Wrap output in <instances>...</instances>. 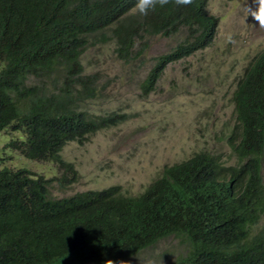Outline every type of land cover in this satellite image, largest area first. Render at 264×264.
I'll list each match as a JSON object with an SVG mask.
<instances>
[{"label": "trees", "instance_id": "1", "mask_svg": "<svg viewBox=\"0 0 264 264\" xmlns=\"http://www.w3.org/2000/svg\"><path fill=\"white\" fill-rule=\"evenodd\" d=\"M136 2L0 0V131L14 124L24 134L4 147L34 165L52 162L63 171L58 176L0 166V264L115 263L172 235L185 247L170 264H264V225L254 230L264 217V50L232 93L237 133L228 143L234 164L200 150L165 166L136 195L112 185L50 197L54 181L77 178L61 153L66 143H84L127 117L80 106L104 93L95 89L98 76L85 74L80 63L88 46L115 42L126 59L134 46L142 56L151 37L184 33L143 79L147 94L168 64L206 49L217 34L219 20L208 13L207 0L170 3L147 16L133 11ZM55 72L63 78L55 89L34 79Z\"/></svg>", "mask_w": 264, "mask_h": 264}, {"label": "rangeland", "instance_id": "2", "mask_svg": "<svg viewBox=\"0 0 264 264\" xmlns=\"http://www.w3.org/2000/svg\"><path fill=\"white\" fill-rule=\"evenodd\" d=\"M255 9L253 0H207V11L218 17L219 27L212 44L182 61L170 64L156 86L143 94L140 81L153 67L154 59L170 52L185 36L147 39L142 56L138 47L126 59L115 42L94 43L80 57L85 74H96L95 89L102 95L80 101L97 113L112 110L127 113V119L103 128L84 143L69 142L63 158L74 164L72 183L54 181L50 197H64L84 190L119 185L124 194L136 195L158 177L166 165L185 160L200 150L220 154L225 164L235 156L228 139L237 133L232 93L250 62L264 49V29L244 8ZM90 42L94 39L90 38ZM37 84L55 89L61 85L59 72L34 78ZM12 127L0 131V166L30 167L33 172L62 175L57 165H34L4 147L12 139L22 140V131ZM52 168L46 170L47 168ZM264 176V169H263ZM264 225V217L254 230ZM185 242L177 235L165 237L132 257L113 264H170L184 253Z\"/></svg>", "mask_w": 264, "mask_h": 264}, {"label": "clouds", "instance_id": "3", "mask_svg": "<svg viewBox=\"0 0 264 264\" xmlns=\"http://www.w3.org/2000/svg\"><path fill=\"white\" fill-rule=\"evenodd\" d=\"M193 2V0H137V2H136V4H135V6H134V9H133V11H135V12H137V13H139L140 15H142V16H147L148 14H149V12H151V11H155L156 9H157V7H164V6H166V5H169L170 3H174L176 6H181V5H189V4H191ZM253 2H254V4H255V9L253 10L251 7H248V8H244L245 9V12H246V16H245V18L247 17V16H251L252 17V19L258 24V26L260 27V28H262V29H264V0H253ZM211 45V44H210ZM175 48V47H174ZM173 48V49H174ZM172 49V50H173ZM264 50V49H263ZM262 50V51H263ZM203 51V50H202ZM261 51V52H262ZM198 52H200V51H198ZM260 52V53H261ZM169 53V52H168ZM168 53H166V54H168ZM195 53H197V52H195ZM194 53V54H195ZM259 53V54H260ZM193 54V55H194ZM162 56V55H161ZM258 56V55H257ZM256 56V57H257ZM158 57H160V56H158ZM157 57V58H158ZM255 57V58H256ZM157 58H155L154 59V64L156 63V59ZM187 58H189V57H187ZM187 58H184V59H187ZM254 58V59H255ZM184 59H182V60H184ZM253 59V60H254ZM182 60H179V61H182ZM252 60V61H253ZM179 61H176V62H179ZM251 61V62H252ZM176 62H173V63H176ZM173 63H170V64H173ZM170 64H168L167 65V67L170 65ZM154 66V65H153ZM166 67V68H167ZM151 70V69H150ZM150 70H149V72H150ZM165 70V69H164ZM147 74H148V72H147ZM147 74H145L144 75V77L141 79V81H140V87H141V84H142V81H143V79L145 78V76H147ZM162 76V75H161ZM160 76V77H161ZM160 79V78H159ZM158 82V81H157ZM157 82H156V84H157ZM156 84H155V86H156ZM142 89V88H141ZM143 92V91H142ZM151 92V91H150ZM149 93V92H148ZM147 93V94H148ZM143 94L145 95V93L143 92ZM233 106H234V104H233ZM104 114V113H103ZM234 114H235V110H234ZM126 119H127V117H126ZM235 119H236V115H235ZM237 121V120H236ZM117 125V124H116ZM114 126V125H113ZM111 127V126H110ZM107 128V127H106ZM70 142H76V141H70ZM69 143V142H68ZM67 144V143H66ZM192 156V155H191ZM190 156V157H191ZM189 158V157H188ZM187 159V158H186ZM181 162V161H180ZM178 163V162H177ZM227 165H231V164H227ZM167 166V165H166ZM150 184V183H149ZM148 184V185H149ZM147 185V186H148ZM147 186H145V187H147ZM144 187V188H145ZM143 188V189H144ZM104 189V188H103ZM263 219V218H262ZM105 264H113V261H111V260H107L106 262H105ZM121 264H122V262H121Z\"/></svg>", "mask_w": 264, "mask_h": 264}]
</instances>
